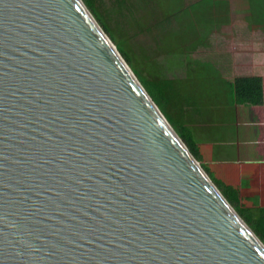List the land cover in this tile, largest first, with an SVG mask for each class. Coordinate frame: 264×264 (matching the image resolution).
Listing matches in <instances>:
<instances>
[{"label": "water", "instance_id": "water-1", "mask_svg": "<svg viewBox=\"0 0 264 264\" xmlns=\"http://www.w3.org/2000/svg\"><path fill=\"white\" fill-rule=\"evenodd\" d=\"M0 264H264L83 0H0Z\"/></svg>", "mask_w": 264, "mask_h": 264}, {"label": "rangeland", "instance_id": "rangeland-1", "mask_svg": "<svg viewBox=\"0 0 264 264\" xmlns=\"http://www.w3.org/2000/svg\"><path fill=\"white\" fill-rule=\"evenodd\" d=\"M214 3L215 0H125L126 17L120 15L117 0H102V7L113 22L126 24L124 37L137 56L141 58L157 47L154 62L160 76L182 80L187 94L197 99L201 121L208 122L215 139L219 138L224 146L253 153L258 127L252 109L249 105L240 108V126L239 109L233 105L229 85L222 82L217 70L195 62L207 56L215 55L216 59L217 52L202 48L203 44L190 52L203 41L201 28L217 25V19L212 17V9L218 6Z\"/></svg>", "mask_w": 264, "mask_h": 264}, {"label": "trees", "instance_id": "trees-1", "mask_svg": "<svg viewBox=\"0 0 264 264\" xmlns=\"http://www.w3.org/2000/svg\"><path fill=\"white\" fill-rule=\"evenodd\" d=\"M102 28L110 36L160 110L201 163L226 200L264 244V165L257 175L244 177L227 173L225 176L205 158V150L196 139L201 111L197 99L189 96L180 79L164 78L154 62L158 51L143 53L141 58L129 45L126 24L113 22L102 7V0H83ZM122 17L125 0H117ZM128 22V20H125ZM121 24V25H120ZM157 39V38H156ZM233 104L264 106V77L239 76L230 82ZM255 176V180L252 177Z\"/></svg>", "mask_w": 264, "mask_h": 264}, {"label": "crops", "instance_id": "crops-1", "mask_svg": "<svg viewBox=\"0 0 264 264\" xmlns=\"http://www.w3.org/2000/svg\"><path fill=\"white\" fill-rule=\"evenodd\" d=\"M214 4L218 5L217 9H212V17L217 19V25L202 27L203 41L190 52H196V48L203 44L202 48H210L211 53L217 52L218 57L214 59L215 55L214 58L207 56L206 60L200 58V61H195L196 64L200 62L217 70L225 84L239 76L264 77V0H215ZM233 105L239 109L237 116L240 124L243 113L240 108L246 106ZM249 107L258 127L255 145H252L253 153L224 146L219 138L215 139L207 121L200 119V127L196 130V139L205 150L207 163L215 165L224 176L227 173L244 177L257 175L264 165V106ZM236 159L245 163L237 162ZM252 179L255 180V176Z\"/></svg>", "mask_w": 264, "mask_h": 264}]
</instances>
